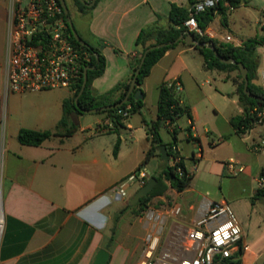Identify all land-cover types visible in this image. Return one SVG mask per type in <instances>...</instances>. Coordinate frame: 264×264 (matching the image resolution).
Segmentation results:
<instances>
[{
    "label": "crops",
    "instance_id": "obj_1",
    "mask_svg": "<svg viewBox=\"0 0 264 264\" xmlns=\"http://www.w3.org/2000/svg\"><path fill=\"white\" fill-rule=\"evenodd\" d=\"M9 1L0 0V192L4 214L0 264H93L98 251L109 245L118 217L120 231L118 227L115 242L110 244L108 264H140L147 233L155 224L163 226V246L174 253L180 252L188 230L202 217L209 204L217 200L213 197L191 201L185 196L189 190H194L196 179L187 166L188 161L195 165L205 164V179L209 183L224 179L226 174L253 176L252 181L257 186L252 189L250 199L264 186V124H257L243 136L235 134L230 121L243 110L231 73L206 70L202 55L185 41L167 51L153 67L139 87L144 93V109L130 114L122 125L116 126L107 114L78 115L72 123H78L79 127L71 136H55L40 146L21 144L18 140L21 129L55 131L63 117L64 102L73 94L64 89L6 93L4 63ZM172 4L190 7L191 2L100 0L94 9L86 12L90 21L86 37L81 35L82 39L99 48L107 63L104 74L93 82L96 94H106L130 79L132 62L139 52L136 40L140 32L154 26L167 29ZM227 13L231 12L216 14L224 17L220 25H228ZM213 24L214 21L205 34L224 43L231 35L223 38ZM248 38L253 37L240 38L234 45L241 46ZM257 55L260 79L264 72V46L257 49ZM165 82L177 83L181 104L191 112V119L184 116L186 129L191 127L190 132L184 133L185 146L177 143L175 147L194 178L185 191L177 192L170 187L165 195L153 200L157 205L149 209L160 215L159 222L135 215L130 220V210L120 213L131 204L141 187L131 185L125 198H118L113 187L140 167L148 172L149 181L162 173L167 164H175L173 158L168 162L162 160L159 148L143 164L152 147L146 123L157 120L160 87ZM219 98L226 100V105H220ZM219 118L231 126L226 138L225 131L219 128ZM259 126L262 128L260 137L252 138L249 144L252 132ZM202 127L204 133L200 134ZM215 129L220 134H216ZM65 134L61 131V135ZM162 139L167 143L163 136ZM118 142L119 150L115 154ZM225 145L232 148L229 156L208 162V156ZM189 155L191 158H187ZM232 161L238 167L243 166L244 171L233 174L228 169ZM152 164L154 170L150 173ZM220 201L227 200L221 198ZM177 206L181 207L179 215L173 213ZM248 207L250 213L241 221L244 236L239 256L241 264H259L264 256V245L261 246L260 241L250 242L248 231L256 223L257 205L251 200ZM131 223L133 226L129 229Z\"/></svg>",
    "mask_w": 264,
    "mask_h": 264
},
{
    "label": "built area",
    "instance_id": "obj_2",
    "mask_svg": "<svg viewBox=\"0 0 264 264\" xmlns=\"http://www.w3.org/2000/svg\"><path fill=\"white\" fill-rule=\"evenodd\" d=\"M85 1L90 3L93 0ZM221 5L228 12L236 9L230 0H196L190 7V16L184 27L190 33L205 35L197 16L210 9L218 13ZM64 15L59 0L9 1L4 63L7 94L55 89L75 93L91 58L89 53L71 41ZM261 25L264 28V23ZM226 40L232 41V37L228 36ZM260 83L264 87V72L260 75ZM130 109L129 106L119 113L129 117ZM173 150L176 151V147ZM179 161L180 157L174 158L175 163ZM237 165L229 162L228 169L233 174L244 171L243 166ZM147 182L148 172L140 167L118 182L112 191L118 198H125L131 185L142 187ZM180 212V206L173 210L175 215ZM147 217L156 222L160 220V215L153 210ZM162 233L163 226L157 224L148 231L140 264H233L234 257L240 259L244 233L232 205L227 201L209 204L202 217L188 230L180 252L174 253L163 246Z\"/></svg>",
    "mask_w": 264,
    "mask_h": 264
},
{
    "label": "trees",
    "instance_id": "obj_3",
    "mask_svg": "<svg viewBox=\"0 0 264 264\" xmlns=\"http://www.w3.org/2000/svg\"><path fill=\"white\" fill-rule=\"evenodd\" d=\"M100 0L97 1V3ZM196 0H190L191 5L195 3ZM232 5L239 8L245 5L247 0H230ZM76 5L79 7L81 12H88L94 7H86L81 4L78 0H74ZM96 3V4H97ZM190 7H182L177 4H172L169 13L170 25L167 29L161 27H151L143 29L137 40L136 46L139 49L138 56L134 58L132 62V74L130 79L127 81L119 83L111 91L106 94L98 95L93 90V82L95 79L102 76L106 70V59L99 48L90 45V48L84 47L79 44L74 37L72 30L68 23L69 15H64L65 20L68 25V32L71 36V41L78 47H81L84 51L90 54V62L86 67H92V70L88 71V82L85 91L80 96L78 103L75 99L80 94L84 75L80 80L75 93L72 98L67 99L63 105V117L59 122L55 131H35L30 129H21L18 135V140L23 145L30 146H40L47 140L55 136H71L77 131L79 124L72 123L74 117L78 115H84L83 110L101 108L104 106H113L122 102L131 86V81L135 76V72L138 69L141 59L148 47L156 44L166 43L168 44L164 48L152 50L148 53L145 63L141 68V72L137 79V87L135 91L143 85L144 80L150 75L153 67L164 57L167 51L176 48L180 43H184L183 40L178 41L180 36H186L188 30L184 27V23L189 19ZM222 5L219 8L218 13H225ZM217 14L215 9H210L197 16V20L200 28L205 32L210 24L212 23L215 15ZM78 32V31H77ZM79 34V33H78ZM199 42H209L214 44L219 56L217 57L214 51L208 47L199 48L197 46L190 45L194 47L204 59V67L206 70H218L223 72H233L238 71V74L233 77V82L237 87V95L239 96V103L242 107V114L234 116L231 118V126L234 132L238 136H243L252 130L257 124H264V87L260 83V79L257 76V70L259 68V59L257 55V49L264 46V35L256 36L253 38H248L243 41L241 46L222 43L217 39L211 38L205 35H199L197 33H192ZM80 37L81 34H79ZM221 58L234 59L236 62L242 63L248 69L249 87L248 90L261 100L256 98H250L245 92V80L241 74L238 65L225 64L221 61ZM85 70V69H84ZM135 93V92H134ZM134 93L131 95L129 101L124 105L107 111H101L98 114H107L110 116L112 121L116 126H120L128 118L120 114V111H126L130 106V114H135L141 112L145 103L144 100H135ZM187 115L190 119L191 112L187 106L181 104L180 98L178 97L177 83H163L160 87V97L158 101V116L157 120L151 123H146L148 128L149 140L152 144L151 149L147 153L144 163H147L151 157L157 152L159 146L165 145L167 147L169 160L170 158L180 157V161L175 163L173 166L169 164L166 165L165 169L158 176H153L157 180V184L154 189L144 198H142L136 206H131L129 204L121 214L127 211H132L137 217L143 216L146 210L149 208L151 202L160 196L166 194L168 189L171 187L177 192H183L188 189L193 181L194 175L187 169L185 160L179 155L177 151L173 150L178 143L179 127L177 126V121ZM167 128L173 140L170 143H165L161 136V130ZM171 129V130H170ZM191 127L187 129L190 132ZM61 131H65V135H61ZM119 150V142L115 147V154ZM161 157V154H159ZM181 169V172L178 169ZM262 176L264 177V168L262 169ZM264 199V186L259 188L256 195L253 197V204L255 200ZM119 218V217H118ZM112 229V236L110 238V243L106 247L107 250L110 249V244H113L116 239L117 234V221ZM236 260V261H235ZM233 264H241V259L234 257Z\"/></svg>",
    "mask_w": 264,
    "mask_h": 264
},
{
    "label": "rangeland",
    "instance_id": "obj_4",
    "mask_svg": "<svg viewBox=\"0 0 264 264\" xmlns=\"http://www.w3.org/2000/svg\"><path fill=\"white\" fill-rule=\"evenodd\" d=\"M248 2L237 8L235 11L231 13H227V22L228 25H220V21H223L222 15H216L213 19L214 24L212 25L213 28L220 33V35L223 38H226L228 34H230L234 41H227L225 39L224 43L228 44H236L237 40L240 38L245 37H255V36H262L264 35V29L261 27V22L264 23V0H247ZM66 3L69 8L70 18L72 19V22L74 23V26L79 34L86 37V34L88 32L89 27V17L87 13L81 12L79 10V7L76 5L74 0H66ZM219 30V31H218ZM1 26H0V53H1ZM230 77H235L238 74V71L230 72ZM227 85H231L233 87L232 83H228ZM220 99V105L223 103L226 105V100ZM223 101V102H222ZM97 114H89L87 117H96ZM185 116V115H184ZM181 117L183 119H179L177 121V126L179 127V141L178 143L182 144V146H185V139H184V133H186V117ZM215 119V118H214ZM219 128L223 131H225V137H228V133H226L229 129L231 130V126L229 123L225 121H221L219 118L218 121ZM183 129V130H182ZM217 130V131H216ZM200 134L204 133V127H202L200 130ZM262 128L259 126L257 129L252 132L251 138L249 139L248 143L251 144L252 138L258 139L261 135ZM216 134H220V131L218 129H215ZM162 136L164 140L169 143L172 142L173 137L169 130L167 128L162 129ZM209 146H207L208 148ZM232 148L230 146H222L218 148L213 154L208 156V162L213 161L214 158H227L229 154L231 153ZM197 152V150H195ZM244 153V152H243ZM244 155V154H243ZM262 160L264 162V153H262ZM253 157V156H252ZM187 158H191V155H189ZM163 163V161H162ZM188 168H190L191 172L196 175L195 182L192 186L194 190H189L185 196L193 200V198H199L201 200H204L205 198H216V201H220L221 198L226 199L229 201V203H234L233 209L241 223L244 216H247L248 213H250V209L248 207V202L250 203V194L252 192V189L257 186V183H253L252 179L253 176H249L246 173L238 174L236 176H231L227 174L225 175L224 179H216L213 182H207L206 181V175H207V167L205 164L202 165H195L191 164L190 161H188L187 164ZM154 170V164L150 165L149 172H153ZM2 196V195H1ZM3 201V198H2ZM254 203L257 205L256 211L258 214L256 215V223L253 224L251 227H249V241L254 243L256 241H260L261 246L264 245V199H258L254 201ZM156 202L152 201L149 208H154ZM147 209L146 212L143 214V217H146L149 213L150 209ZM255 215V214H253ZM129 219H134L135 216L133 212L131 211L128 214ZM132 217V218H131ZM258 221V222H257ZM115 225V221H114ZM120 226L117 225V230ZM129 226V229L133 226L132 223ZM259 264H264V256L262 258V261Z\"/></svg>",
    "mask_w": 264,
    "mask_h": 264
},
{
    "label": "water",
    "instance_id": "obj_5",
    "mask_svg": "<svg viewBox=\"0 0 264 264\" xmlns=\"http://www.w3.org/2000/svg\"><path fill=\"white\" fill-rule=\"evenodd\" d=\"M61 5L63 6L64 8V11H65V14L66 15H69V8H68V5L66 3V0H59ZM81 4H83L84 6L86 7H94L97 3L98 0H93L92 2L88 3L87 1L85 0H78ZM68 23H69V26L72 30V33L74 35V37L76 38L77 42L79 44H81L82 46L84 47H87V48H90V45L84 41L82 39V37H80V35L78 34L75 26H74V23L72 22V19L69 17L68 18ZM185 41L188 45H193V46H197L199 48H205V47H208L210 49H212L215 53V55L218 57L219 56V53L215 47L214 44H211L209 42H199L195 36L190 33V32H187L186 36L182 35L180 36V38L177 40L178 41ZM168 44L166 43H161V44H156V45H153L151 47H148L141 59V62H140V65L138 67V69L136 70L135 72V76L133 77L132 81H131V86H130V89L127 93V96L125 97V99L120 102L119 104H116V105H113V106H104V107H101V108H94V109H86V110H83V113L85 114H95V113H99L101 111H107V110H111V109H116L122 105H124L125 103H127L131 97V95H133L134 93V98L135 100L139 101V100H144V93L143 91L139 88L135 91V88L137 87V79H138V76L141 72V68L143 67L144 63H145V60H146V57L148 55V53L152 50H156V49H160V48H164L166 47ZM221 61L225 64H234V65H238L239 68H240V71H241V74L245 80V87H244V92L250 97V98H256L258 100H261V98H258V97H255L249 90H248V87H249V78H248V69L242 64V63H239V62H236L234 59H225V58H221ZM93 68L92 67H86L85 70H84V82H83V86H82V89H81V92L80 94L76 97L75 101L76 103H78V100L80 98V96L83 94V92L85 91V88H86V85H87V82H88V71L89 70H92ZM159 151H160V154H161V158L162 160H164L165 162H168L169 161V156H168V151H167V147L165 145H162V146H159ZM157 184V180L155 178H150L149 181L144 185L142 186L138 192L135 194L134 198L132 199L131 201V206H136L139 201L144 198L145 196H147L153 189L154 187L156 186ZM110 258H111V254L108 250L106 249H100L95 257V260L93 262V264H108L109 261H110Z\"/></svg>",
    "mask_w": 264,
    "mask_h": 264
},
{
    "label": "bare ground",
    "instance_id": "obj_6",
    "mask_svg": "<svg viewBox=\"0 0 264 264\" xmlns=\"http://www.w3.org/2000/svg\"><path fill=\"white\" fill-rule=\"evenodd\" d=\"M4 228V214H3V205H2V196L0 195V239L1 234Z\"/></svg>",
    "mask_w": 264,
    "mask_h": 264
}]
</instances>
